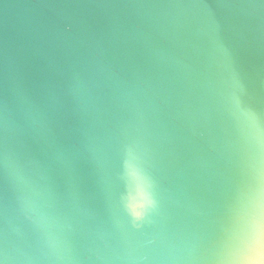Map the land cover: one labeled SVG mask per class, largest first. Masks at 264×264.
Here are the masks:
<instances>
[{
    "label": "water",
    "instance_id": "water-1",
    "mask_svg": "<svg viewBox=\"0 0 264 264\" xmlns=\"http://www.w3.org/2000/svg\"><path fill=\"white\" fill-rule=\"evenodd\" d=\"M247 217L264 0H0V264H237Z\"/></svg>",
    "mask_w": 264,
    "mask_h": 264
},
{
    "label": "snow or ice",
    "instance_id": "snow-or-ice-1",
    "mask_svg": "<svg viewBox=\"0 0 264 264\" xmlns=\"http://www.w3.org/2000/svg\"><path fill=\"white\" fill-rule=\"evenodd\" d=\"M239 258L237 264H264V218L247 217L237 235ZM253 253L259 258H254Z\"/></svg>",
    "mask_w": 264,
    "mask_h": 264
},
{
    "label": "clouds",
    "instance_id": "clouds-1",
    "mask_svg": "<svg viewBox=\"0 0 264 264\" xmlns=\"http://www.w3.org/2000/svg\"><path fill=\"white\" fill-rule=\"evenodd\" d=\"M143 205H136L132 207V214L139 218L143 215V211H142Z\"/></svg>",
    "mask_w": 264,
    "mask_h": 264
}]
</instances>
